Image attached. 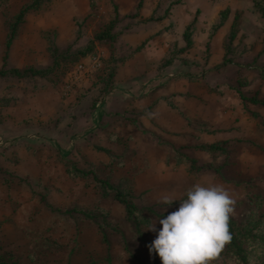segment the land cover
<instances>
[{"label": "rangeland", "instance_id": "374dc122", "mask_svg": "<svg viewBox=\"0 0 264 264\" xmlns=\"http://www.w3.org/2000/svg\"><path fill=\"white\" fill-rule=\"evenodd\" d=\"M33 1L0 0V69L6 57L9 69H47L58 53L94 45L112 2L130 12H121L113 48L97 47L122 60L116 88L100 102V85L64 99L57 76L0 79V252L21 264H161L149 251L161 225L146 209L173 212L205 180L231 192L238 222L264 211V106L237 92L264 101V19L253 0H183L171 11V0H145L141 9V0H95V14L92 0H47L7 48L10 26ZM213 143L223 151L195 149ZM71 165L135 203L143 236L115 189L77 177ZM165 194L176 199L171 206L159 202ZM155 221L157 232L148 231Z\"/></svg>", "mask_w": 264, "mask_h": 264}, {"label": "trees", "instance_id": "16d2710c", "mask_svg": "<svg viewBox=\"0 0 264 264\" xmlns=\"http://www.w3.org/2000/svg\"><path fill=\"white\" fill-rule=\"evenodd\" d=\"M47 0H34L31 4L24 6L15 18V22L10 26V35L7 41V48L12 46V43L19 34L20 27L24 24L28 14L32 10L39 9L44 2ZM92 11L96 9L95 0H92ZM183 0H171L168 5L166 4V10L171 11L178 6ZM112 2V1H111ZM145 0L140 1L139 9L144 5ZM253 6L255 10L260 13L264 19V0H253ZM112 19L103 25L101 29L95 34L93 39L94 45H88L85 49H82L76 53H72L71 49H67L66 52L58 53L55 57L54 63L47 69H38L35 67H27L24 69L20 68H7V59L5 58L4 65L0 69V79L3 78H17V79H28V78H46L49 75L57 76L56 83L60 89L61 96L64 99H71L79 92L88 91L92 85L102 87V94L96 103L102 100L108 91L116 88L117 81L116 76L120 71V64L122 60L120 57H116L114 52L108 51L106 48L102 50L98 49L99 45L108 44L110 48H113L115 42L121 37L123 28L120 27L123 22L121 17L119 6L112 2L111 4ZM231 12L230 8H227L220 12L219 21L215 26V33L222 29L228 22V16ZM96 11H93L95 14ZM239 16L235 17V21L231 26V34L229 39L234 40L238 34V23ZM195 25V21L190 24L184 33V38L188 49L193 46V31L192 28ZM186 48V47H184ZM183 50V49H182ZM89 60V62H88ZM161 81H158V84ZM102 84V85H101ZM240 98L244 101H250L255 105L264 106V101L259 98L247 97L240 89H237ZM78 93V94H77ZM88 93V92H87ZM86 93V95H87ZM80 97L79 95L76 99ZM134 98V97H130ZM108 98H106L107 100ZM105 103V102H104ZM103 103V105H104ZM215 153L223 151L221 143L213 144H202L195 147V149ZM185 159L191 163V167L194 170H200L197 164L196 158ZM69 171L77 177L92 178L96 184L104 189H115L109 181L97 177V174L93 171L87 172L84 169L78 168L75 165L69 167ZM115 198L124 206L127 219L134 227V230L143 236L141 230V210L128 199L122 192L115 189ZM262 207V206H261ZM146 211L151 216L158 219H162L167 216L168 213H160L153 208H147ZM90 214H87V216ZM91 217V216H90ZM230 229L233 234V241L231 245L225 250L222 255L219 264H264V211L251 214L247 220L238 222L233 217L230 223ZM155 254V253H154ZM157 259L161 262L159 256ZM134 258V257H133ZM135 264H158V262H144L139 259H133ZM0 264H21L18 256L11 252H0Z\"/></svg>", "mask_w": 264, "mask_h": 264}, {"label": "clouds", "instance_id": "9594fccd", "mask_svg": "<svg viewBox=\"0 0 264 264\" xmlns=\"http://www.w3.org/2000/svg\"><path fill=\"white\" fill-rule=\"evenodd\" d=\"M185 195L177 210L159 219L158 232L156 221L148 227V231L157 232L149 251L159 256L161 264H219L233 241L230 223L236 200L212 180L193 184ZM175 201L171 194L159 200L168 206Z\"/></svg>", "mask_w": 264, "mask_h": 264}, {"label": "crops", "instance_id": "0c3cea01", "mask_svg": "<svg viewBox=\"0 0 264 264\" xmlns=\"http://www.w3.org/2000/svg\"><path fill=\"white\" fill-rule=\"evenodd\" d=\"M139 4V3H138ZM146 6V3L144 2V5H143V7L142 8H144ZM119 11H120V14H121V12H123L122 14H125L126 15V13L128 14L130 11H128V12H125L124 11V9L122 8V10L121 9H119ZM144 16H145V13L143 14Z\"/></svg>", "mask_w": 264, "mask_h": 264}]
</instances>
